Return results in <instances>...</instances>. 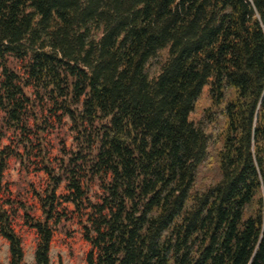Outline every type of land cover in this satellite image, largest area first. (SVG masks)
Wrapping results in <instances>:
<instances>
[{"label":"trees","instance_id":"trees-1","mask_svg":"<svg viewBox=\"0 0 264 264\" xmlns=\"http://www.w3.org/2000/svg\"><path fill=\"white\" fill-rule=\"evenodd\" d=\"M64 224L81 264H264V0H0V264Z\"/></svg>","mask_w":264,"mask_h":264},{"label":"rangeland","instance_id":"rangeland-1","mask_svg":"<svg viewBox=\"0 0 264 264\" xmlns=\"http://www.w3.org/2000/svg\"><path fill=\"white\" fill-rule=\"evenodd\" d=\"M17 164L12 167L8 173L11 180L17 179ZM206 173H211L210 169H206ZM75 226L64 224L60 227L50 251L51 264H81L83 253L86 245L80 238V235L75 230ZM25 260L28 264H33V248L34 238L31 234H25ZM7 244L0 238V259L6 262Z\"/></svg>","mask_w":264,"mask_h":264}]
</instances>
